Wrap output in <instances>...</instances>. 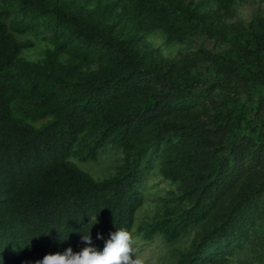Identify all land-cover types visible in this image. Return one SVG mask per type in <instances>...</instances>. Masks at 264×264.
Listing matches in <instances>:
<instances>
[{
	"label": "trees",
	"instance_id": "16d2710c",
	"mask_svg": "<svg viewBox=\"0 0 264 264\" xmlns=\"http://www.w3.org/2000/svg\"><path fill=\"white\" fill-rule=\"evenodd\" d=\"M216 1L229 15L242 0ZM201 2L0 0V264L103 251L120 229L166 246L195 230L173 264H227L253 244L264 220V96H253L264 92V16L224 24ZM37 31L49 48L23 60L32 43L18 37ZM156 32L177 43L204 32L224 49L156 59L142 47ZM108 148L121 157L106 177L70 161ZM152 174L170 202L136 225Z\"/></svg>",
	"mask_w": 264,
	"mask_h": 264
},
{
	"label": "rangeland",
	"instance_id": "374dc122",
	"mask_svg": "<svg viewBox=\"0 0 264 264\" xmlns=\"http://www.w3.org/2000/svg\"><path fill=\"white\" fill-rule=\"evenodd\" d=\"M193 2L202 1L204 11L219 13L220 20L224 24H232L235 22L247 23L255 14L264 16V0H242L238 4L231 7L229 15H223L222 11L217 10L216 0H192ZM41 31L31 32L25 36L18 37L21 41H29L32 46L22 51L20 57L26 61H37L42 57L45 49L49 45L44 40ZM143 49L150 53L152 57L159 59H177L185 54L195 52L198 48H202L209 53H218L224 49L222 44L217 43L208 34L201 32L190 37L181 43L169 42L156 32L148 36L142 45ZM198 72L203 67H207L208 63L205 59L196 62ZM203 66V67H202ZM253 96H264L263 91L253 92ZM121 155L113 149H105L102 151L95 162L80 163L75 159H70L80 170L89 174L92 178L98 179L108 176L113 172L115 164L119 161ZM172 189L167 182H164L158 175L152 174L145 184V202L136 216V225L151 221L153 216L160 211V205L168 200V191ZM170 204V203H169ZM195 230L182 239L179 243L166 246L159 238H155L147 245H141L137 239L134 248L136 256L142 261V264H173L179 251L185 249ZM256 240L253 244L247 245L242 251L237 252L230 258L227 264H264V246L258 241L264 240V220L261 222L255 234ZM135 259V255H133Z\"/></svg>",
	"mask_w": 264,
	"mask_h": 264
},
{
	"label": "clouds",
	"instance_id": "9594fccd",
	"mask_svg": "<svg viewBox=\"0 0 264 264\" xmlns=\"http://www.w3.org/2000/svg\"><path fill=\"white\" fill-rule=\"evenodd\" d=\"M97 239H103V237L98 234ZM137 239L138 237L130 231L120 229L110 233V238L105 241L103 251L89 246L74 253L71 248H68L62 254H48L35 264H142L135 254L134 244ZM82 240L87 245L92 244L91 236H83Z\"/></svg>",
	"mask_w": 264,
	"mask_h": 264
}]
</instances>
